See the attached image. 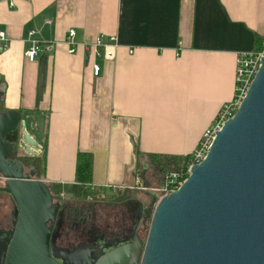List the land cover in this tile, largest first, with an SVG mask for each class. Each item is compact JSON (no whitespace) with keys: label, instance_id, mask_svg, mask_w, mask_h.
<instances>
[{"label":"crops","instance_id":"obj_1","mask_svg":"<svg viewBox=\"0 0 264 264\" xmlns=\"http://www.w3.org/2000/svg\"><path fill=\"white\" fill-rule=\"evenodd\" d=\"M71 29L78 43L115 36V58L68 54ZM30 31L52 45L33 62ZM0 32L1 103L39 145L38 180L75 185L78 154L90 153L87 188L119 197L136 192L108 186L136 185L138 154H194L235 97L237 57L264 39V0H0Z\"/></svg>","mask_w":264,"mask_h":264},{"label":"water","instance_id":"obj_2","mask_svg":"<svg viewBox=\"0 0 264 264\" xmlns=\"http://www.w3.org/2000/svg\"><path fill=\"white\" fill-rule=\"evenodd\" d=\"M16 130L27 157L41 154L21 114L0 111V193L15 204L14 227L0 240V264H264V57L205 159L190 167L177 191L145 212L146 240L136 235L101 253L88 248L85 262H58L51 254L48 223L59 205L47 183L11 159L14 148L6 138ZM83 254L77 250L69 258Z\"/></svg>","mask_w":264,"mask_h":264},{"label":"flooded vegetation","instance_id":"obj_3","mask_svg":"<svg viewBox=\"0 0 264 264\" xmlns=\"http://www.w3.org/2000/svg\"><path fill=\"white\" fill-rule=\"evenodd\" d=\"M20 153L13 149L11 159L19 160L28 172L34 173V179L38 180L35 166L25 159L26 154L19 155ZM4 183L0 177V188ZM127 189L135 190V195L141 197L136 189ZM87 193L72 194L64 190L57 194L51 190L53 204L59 205V210L54 219L48 223V227L52 230L50 248L51 254L58 262L63 259L85 262L86 249L92 248L102 252L116 244L131 243L136 235L144 241L141 235L148 225L145 212L151 209L148 200L142 199L136 202L135 195L107 198L103 194L90 199ZM14 209L15 204L11 196L0 193V240L5 237L2 234L10 232L14 227L12 216ZM77 250L84 253L82 257L70 259V254Z\"/></svg>","mask_w":264,"mask_h":264},{"label":"built area","instance_id":"obj_4","mask_svg":"<svg viewBox=\"0 0 264 264\" xmlns=\"http://www.w3.org/2000/svg\"><path fill=\"white\" fill-rule=\"evenodd\" d=\"M47 23L51 24L52 22L49 21ZM34 35V31L29 32L30 47L25 52V58L29 62L35 61L42 53L46 54L52 50V45L42 44L40 41L33 38ZM76 35L77 33L75 29L69 30L65 41V44L68 46V54L73 55L78 51V49L85 48L87 51L95 54L98 57H104L105 60H112L115 58L116 50L119 47L117 38L115 36H106L101 34L96 36L92 41L78 43L76 41ZM0 41L7 44L9 42L8 37L4 32H0ZM263 57L264 44L263 49L260 52L241 53L237 57L235 97L233 101L223 106L215 123L205 131L202 140L193 154L194 163L192 165L201 163L205 159L213 143V140L215 139L216 133L220 131L223 125L236 114L261 67V61ZM92 69L94 76L98 77L101 73L100 66L94 64ZM185 180L184 174L182 173H170L165 177L164 183L161 187L147 188L145 187L141 176H139L136 179V185L131 188L140 192L157 193L160 199L165 195L177 191ZM108 188L114 194L121 190L127 189L123 186H108Z\"/></svg>","mask_w":264,"mask_h":264},{"label":"trees","instance_id":"obj_5","mask_svg":"<svg viewBox=\"0 0 264 264\" xmlns=\"http://www.w3.org/2000/svg\"><path fill=\"white\" fill-rule=\"evenodd\" d=\"M264 39H255V48L253 52H260L263 49ZM0 103V111L7 112ZM6 140L13 145L14 151L19 152V140L20 133L18 130L7 135ZM29 162L36 168V177L39 179L44 172L45 163L42 158H26ZM42 160V161H41ZM43 162V168L41 171V166ZM194 163L193 155L187 157H175V156H166V155H155V154H138V167H139V176L143 178L144 185L147 188H159L163 185L165 177L170 173H182L184 174L185 179L188 178V171L191 165ZM142 169L147 170V174L143 176ZM93 182V155L90 153L80 152L77 157L76 165V184L75 185H50L51 190L57 194L62 193L64 190H67L69 193H78L83 194V192H88L87 195L90 199L98 197L101 194L100 191H91L87 186H91ZM93 192V193H92ZM149 227L146 225V233L143 236L145 241V236H147V229Z\"/></svg>","mask_w":264,"mask_h":264},{"label":"rangeland","instance_id":"obj_6","mask_svg":"<svg viewBox=\"0 0 264 264\" xmlns=\"http://www.w3.org/2000/svg\"><path fill=\"white\" fill-rule=\"evenodd\" d=\"M27 158H30V157H27ZM25 159H26V158H25ZM31 159H33V158H31ZM41 161H42V160H41ZM41 164H42V166H41V171H42V168H43V162H42ZM108 193L110 194V192H108ZM138 195H140L141 197L135 195V197L137 198L136 202H139V200H142V199H146V200H148V202H150V203H149V204H150V206H149L150 208H152L154 201L159 199V195H158L157 193H154V192H146V193L143 194V195H141L140 193H138ZM145 233H146V231H144V232L142 233V235H141L142 238H143V236L145 235ZM145 237H147V236H145ZM145 240H146V238H145Z\"/></svg>","mask_w":264,"mask_h":264}]
</instances>
